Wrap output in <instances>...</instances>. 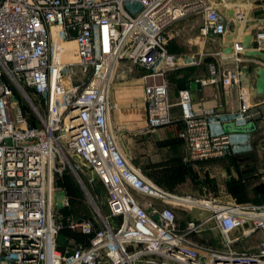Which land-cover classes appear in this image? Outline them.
Listing matches in <instances>:
<instances>
[{
    "label": "built area",
    "instance_id": "1",
    "mask_svg": "<svg viewBox=\"0 0 264 264\" xmlns=\"http://www.w3.org/2000/svg\"><path fill=\"white\" fill-rule=\"evenodd\" d=\"M222 3L225 12L208 0H0V264H264V240L251 254L236 250L240 238L231 237L247 224L243 239L264 232V205H221L163 188L126 158L110 125L112 79L122 60L146 72L147 123L136 135L171 123L168 77L179 66L166 34L201 18L202 36L224 37L229 11L237 23L245 15L235 3ZM255 40L254 49L264 52V31ZM216 55L232 66L220 81L226 92L239 88L241 106L230 118L198 113L190 89L179 91L180 137L193 161L251 149L246 134L224 130L226 122L247 128L250 121L248 92L240 86L245 50L234 40L231 55ZM77 160L106 192L103 211L91 200L96 223L62 212L71 207L59 185L65 174L85 187ZM194 209L209 217L181 230L176 211ZM64 219L89 237L87 244L70 239L59 248ZM208 221L221 233V250L188 240Z\"/></svg>",
    "mask_w": 264,
    "mask_h": 264
},
{
    "label": "crops",
    "instance_id": "2",
    "mask_svg": "<svg viewBox=\"0 0 264 264\" xmlns=\"http://www.w3.org/2000/svg\"><path fill=\"white\" fill-rule=\"evenodd\" d=\"M235 4L245 15L239 36L235 40L241 41L244 35L251 34L254 37L253 47H257L255 38L264 31V0H236ZM201 26V18L188 19L176 24L166 34L168 51L181 62L178 69L169 74L168 79L169 98L172 104L171 118L179 120L181 125V113L177 102L179 91L185 88L190 89L193 106L198 113L214 110L230 118L241 106L239 88L235 87L226 92L220 81L224 70L231 69L232 66H222L216 55L226 48V37L235 31L236 22L230 17L227 19V34L224 37L213 35L204 37L201 35ZM259 67L264 68V60L243 56V63L240 65V86L248 92L250 121L247 128H241L243 130L237 132V128L230 122L224 124L226 132L246 134L251 149L244 154L195 161L192 163L196 171L195 182L193 183L191 176L187 175L186 183H190V186L186 191L175 193L214 200L221 205H264V95H257L255 75ZM145 73V70L130 61L122 60L112 79L110 102L113 109L110 114V125L116 133H125L130 138L145 136L136 135V132L145 128L147 123L143 78ZM214 77L219 81L212 84L210 80ZM197 83L200 85L191 87ZM161 129L163 128L156 132ZM183 185L184 181L181 179V187ZM154 204L159 208L163 207L158 202ZM209 214L200 209L177 210V223L181 230H185L189 222H200L207 219ZM248 228L249 224L243 229L233 231L231 237L240 238L235 245L236 250L253 254L258 251L259 244L264 240V232H257L243 239V232ZM195 235L198 236L193 237ZM190 237L192 241L222 240L221 233L213 221H208L204 224L202 232L191 234Z\"/></svg>",
    "mask_w": 264,
    "mask_h": 264
},
{
    "label": "rangeland",
    "instance_id": "3",
    "mask_svg": "<svg viewBox=\"0 0 264 264\" xmlns=\"http://www.w3.org/2000/svg\"><path fill=\"white\" fill-rule=\"evenodd\" d=\"M214 7L225 12L226 9L223 6L222 0H208ZM177 57V56H176ZM70 58V57H69ZM178 66H180V59L177 57ZM172 74V73H171ZM169 79V77H168ZM169 81V80H168ZM183 126L180 124L179 120H173L171 123L163 127V129L158 132H153L142 136L141 138H130L127 134L116 133L118 137V144L126 158L137 168H139L145 177L153 182L159 183L165 188L172 190L174 192L186 191L190 186V183H186V176H191L193 183L195 182V168L192 166L193 161L186 149L185 143H183L180 133ZM116 132V131H115ZM121 132V131H120ZM187 160V161H186ZM78 161V160H77ZM78 164L82 167L84 173L80 171V176L85 185L82 188L81 184L75 178V189L79 192V200L73 209L78 211V218H84V212L90 216V220L93 223L98 221L95 212L94 203L91 201L92 198L97 203V205L105 209L106 193L105 190L100 191L99 183H90V179L93 178V174L84 162L78 161ZM72 175V173L70 172ZM181 179L184 181V185L181 187ZM98 197V198H97ZM65 199V193L57 192L55 195V202L58 204V209H62V202ZM84 211V212H83ZM107 212V211H105ZM89 217H85L87 220ZM195 235L193 237H197ZM188 240L203 248L205 250H221L223 248L221 241H204V240H191L188 236ZM206 251L202 253L205 254Z\"/></svg>",
    "mask_w": 264,
    "mask_h": 264
},
{
    "label": "trees",
    "instance_id": "4",
    "mask_svg": "<svg viewBox=\"0 0 264 264\" xmlns=\"http://www.w3.org/2000/svg\"><path fill=\"white\" fill-rule=\"evenodd\" d=\"M31 127L36 126V122L34 120L31 119L30 122ZM184 143V141H182ZM230 156H234V155H230ZM228 157V156H227ZM74 176L70 174V172H67L63 178V180H61L59 182V185L64 187L65 191L67 192L70 201H71V207L69 209L63 210V215L64 217H68L70 215L74 216L77 219V213L78 211L76 209H73V207L76 205L77 201L79 200L77 197H79V192L76 191L75 189V183H74ZM156 183V182H155ZM158 185L162 186L161 184L157 183ZM101 190L100 191H104V188L102 187V185L99 183ZM163 188H165L164 186H162ZM167 189V188H165ZM169 190V189H167ZM171 192H174L172 190H169ZM84 212V211H83ZM84 218H78V220H84L85 217H89L88 219H91L90 216L88 215V213L86 214L84 212ZM87 219V218H86ZM73 238L75 240L76 243H84L87 244L89 241V237L85 236L83 234H81L78 231H73L71 229L68 228L67 226V222L64 219L63 220V229L59 235V239H58V244H59V248L60 249H64L67 246V242Z\"/></svg>",
    "mask_w": 264,
    "mask_h": 264
},
{
    "label": "water",
    "instance_id": "5",
    "mask_svg": "<svg viewBox=\"0 0 264 264\" xmlns=\"http://www.w3.org/2000/svg\"><path fill=\"white\" fill-rule=\"evenodd\" d=\"M236 0H230L231 3H235ZM229 16L235 20V12L234 10L229 11ZM240 33V23L236 22V29L235 31L228 35L226 37V48L223 50L224 55H231L232 54V43L235 39L238 38ZM253 41L254 37L251 34L244 35L241 39V44L245 50V56L247 57H257L260 58L261 60H264V52L259 51L254 49L253 47ZM256 91L257 95L262 96L264 95V68L259 67L257 68L256 72ZM194 85H200L199 83L197 84H192L191 87H194ZM243 130V129H242ZM241 128H237L236 131H242Z\"/></svg>",
    "mask_w": 264,
    "mask_h": 264
},
{
    "label": "bare ground",
    "instance_id": "6",
    "mask_svg": "<svg viewBox=\"0 0 264 264\" xmlns=\"http://www.w3.org/2000/svg\"><path fill=\"white\" fill-rule=\"evenodd\" d=\"M241 24H242V23H240V27H241Z\"/></svg>",
    "mask_w": 264,
    "mask_h": 264
}]
</instances>
